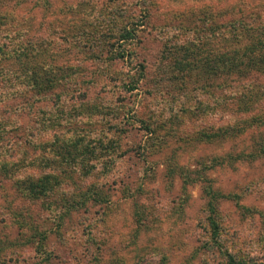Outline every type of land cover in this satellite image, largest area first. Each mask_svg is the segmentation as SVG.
<instances>
[{
	"label": "rangeland",
	"instance_id": "rangeland-1",
	"mask_svg": "<svg viewBox=\"0 0 264 264\" xmlns=\"http://www.w3.org/2000/svg\"><path fill=\"white\" fill-rule=\"evenodd\" d=\"M144 2L149 6L150 28L142 27L146 32L143 43L138 47L136 61L113 63L118 75L126 72L139 76L140 68L134 66L138 64L145 68V79L142 75L136 90L127 92L117 81L119 79L106 80V74L98 70L99 63L88 59L80 49L87 38L85 33L93 27H101V24H96L99 17V20L110 19L117 13L116 16L120 14L128 21L132 15L144 16L141 5ZM211 2L45 0L43 4L50 5V8L43 10L39 7L41 0H0V48H3V55L17 44H25L22 46L24 50L30 48L26 62L30 69H35L36 78L41 77L49 66L67 70L72 67L79 72L71 85L70 95L74 96L75 104L81 110L83 125L92 116V130L107 133L103 136L104 142L115 138L116 132H112L111 127L110 130L104 127L103 117L118 125L121 120L130 121L120 126L125 130H122L125 135L123 150H135V145L144 144L149 136L157 144L156 151L149 153L148 159H143L142 152L138 150L130 151L124 159L117 161V167L107 177L87 180L80 168L63 164L68 166L70 175L64 177L60 192L52 196L56 198H46L34 204L23 197L16 184L0 176V248L5 249L4 252L15 253L12 259L5 261L4 254H0V264L202 263L199 255H203L197 251L201 246L200 220L207 203L203 183L184 187L180 177L172 182L168 177L169 166L173 162L191 170L200 169L208 156L238 153L243 147H251V140L249 137L244 141L232 137L213 145L192 140L202 128L226 126L231 121L228 111L232 105L222 114L213 112L206 117L198 113L185 114L182 106L191 107L195 112L199 102L194 96L201 99L194 89L204 81L205 84L210 83V80L208 75L201 77V74L190 71L185 74V80L184 76L176 74L179 78L165 85L160 71L166 73L167 63L163 61L166 45L152 28L179 24L188 26L186 20L189 17H182L181 12ZM48 10L58 20L56 33L47 30L49 25L54 24ZM261 19L264 20V13ZM15 31L22 34L19 39L5 37L6 32ZM82 35L84 41L76 38ZM76 44L79 46L76 47ZM4 61L0 59V68L3 66L8 71L17 69L11 60ZM16 72L19 74V71ZM117 74L115 76L119 78ZM169 74L172 76L171 72ZM91 77L94 82L86 84L84 80ZM4 83L0 80V123L7 126L8 132L1 155L5 152L8 157L2 155L0 160L10 163V175L15 182L29 174L42 175V170L30 168L29 164L43 154L38 149L40 143L52 142L61 135L58 136V129L52 132L44 130V123L50 122L48 108L52 99L36 96L19 79L12 80L11 88ZM221 97L227 98V95L223 93ZM202 98L205 101L204 96ZM93 105L99 110L90 112L89 108ZM147 127L152 128L154 134L148 136ZM260 130L256 137H263L264 140V126ZM88 139L92 142V138ZM58 150L60 148L56 152ZM244 150L250 152L251 149ZM206 176L215 190L240 196L235 201L227 200L220 204L224 237L231 243L246 245L253 242L260 245V238L264 235V158L244 160L235 167L218 166L206 171ZM93 183H96L97 190L103 192L106 200L77 205L64 214L62 196L69 197L75 186L85 187ZM55 202H59L58 205L49 206ZM24 212L26 215L31 213L30 218L38 231L46 234L47 241L40 250L35 249L36 243L32 246L23 244L26 235L15 217L24 215ZM137 212H141L139 216ZM102 213V220L97 222ZM11 244L14 249H11ZM211 263L218 264L216 259Z\"/></svg>",
	"mask_w": 264,
	"mask_h": 264
},
{
	"label": "trees",
	"instance_id": "trees-1",
	"mask_svg": "<svg viewBox=\"0 0 264 264\" xmlns=\"http://www.w3.org/2000/svg\"><path fill=\"white\" fill-rule=\"evenodd\" d=\"M41 1L42 4L39 7L43 10L50 8V5L48 7V4H43L45 0ZM144 3L141 4L144 16L132 15L128 21L120 14L116 16L117 13H114L113 18L110 19L99 20V17L96 24H101V27L88 30L85 33L87 36L85 41L83 35L76 37L85 42L80 51L85 53L88 59L99 63L98 70H101V74H106V80L111 82L119 79L117 81L121 82L127 92L136 90L142 75L145 79L143 74L145 68L138 64L134 66L136 69L140 68L139 76L126 74V72L118 75L117 71H114L113 63L136 61L138 47L143 43L146 32L142 27L150 28L149 6L147 2ZM47 12L50 15V10ZM181 13L182 17H189L188 20L184 18L189 23L188 26L179 24L152 28L157 32V37L162 39L166 45L163 61L167 63V67L166 73L160 71L164 77L162 81L165 85L172 83L179 78L176 74L184 76L185 80V74L190 71L201 74V77L208 75L210 83L205 84L206 81H204V84L201 83L200 87L194 89L201 98L194 96L199 102L198 107L195 108V112H192L191 107L182 106L185 114L196 115L198 113L203 117L212 115L213 112L222 114L232 105L228 111L231 121L226 126L202 128L192 140L213 145L220 144L226 138L237 137V140L244 141L246 137H249L251 147L250 145L243 147L238 153L228 152L223 156L218 154L208 156L204 160L203 168L196 170L180 167L172 162L168 169V177L172 182L176 177H180L184 187L198 182L203 183L202 190L207 203L203 209V217L199 226L201 246L197 253L203 255H199L202 257L201 264H214L211 263L213 259H216L218 264H264V235L260 238L262 241L260 245L253 242L246 245L231 243L224 237L225 229L220 204L227 200L235 201L240 196L215 190L211 180L206 176V171L218 166L235 167L238 162L244 160L264 158L263 137L258 139L256 137L261 127L264 126V20L261 19L264 13V0H212L210 4L188 8ZM50 17L54 24L49 25L47 30L56 33L59 28L58 20L53 17V14ZM8 19H6L7 22ZM4 24L6 23H2ZM21 35L16 31L6 32L5 37L19 39ZM24 45L17 44L13 50L7 49V52H4L6 55H3V48H0V59L3 63L4 60H11L12 64L17 67V69L8 71L1 66L0 80L11 88L12 80L19 79L20 83L29 87V91L36 96L52 99V104L48 108L49 114L51 113L50 122L44 123V130L52 132L58 129V136L61 135L52 142L40 143L38 149L43 154L29 164L30 168L42 170V175L29 174L13 182V177L10 175V163L5 159L0 160V176L16 184L22 190L21 194L26 200L34 204L60 192L63 188L64 177L70 175L67 170L68 166L80 168L82 176L90 180L109 176L117 167V161L124 159L130 151L142 152L143 159H148V154L156 151V141L149 136L154 134V130L150 127L146 128L149 137L144 144L135 145V150H123L125 135L122 132L125 130L120 126L125 122L129 123V120L125 119V122L121 120L118 125L110 123L107 118L103 117L104 127L107 129L111 127V131L116 132L115 138H108L107 142L103 141V136L107 135L104 130L99 132L92 130L94 117L90 116L89 122L84 126L80 120L81 110L75 104L74 96L70 95L71 85L76 81L79 72L73 70L72 67L67 70L63 67L49 66L45 72L41 73V77L36 78L35 69H30L26 62L30 48L24 50L22 47ZM74 52L80 54L78 51ZM115 73L119 78H116ZM84 82L93 83L94 79L91 77ZM223 93L227 95V98L221 97ZM98 110L96 105L89 108L90 112ZM7 132V126L0 123V157L4 155V158L8 156L4 154L5 152L1 155V149ZM88 138H92V142ZM192 140L191 142H194ZM58 148L60 150L56 152ZM245 148L251 149L250 152H245ZM59 168L62 170L58 171ZM61 199L64 200H61L62 210L64 214H68L77 205L85 206L92 201L102 203L106 200V196L102 191L97 190L96 183H93L85 187L75 186L69 197L62 196ZM58 203H50L49 206L58 205ZM140 213L137 212L136 215L139 216ZM28 215L24 212V215L18 214L15 217L26 235L23 237V244L32 246L36 243L35 249L40 250L47 241L46 234L38 231V227L30 218L31 213ZM102 215L103 213L97 222L102 220ZM138 221L142 224L141 220ZM10 247H13V244ZM4 251L5 249L0 248V254L3 253L5 256L4 261L8 258L12 259L15 254L14 251Z\"/></svg>",
	"mask_w": 264,
	"mask_h": 264
}]
</instances>
